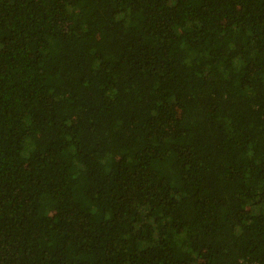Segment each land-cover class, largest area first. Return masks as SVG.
Instances as JSON below:
<instances>
[{"label": "trees", "instance_id": "trees-1", "mask_svg": "<svg viewBox=\"0 0 264 264\" xmlns=\"http://www.w3.org/2000/svg\"><path fill=\"white\" fill-rule=\"evenodd\" d=\"M0 264H264V0H0Z\"/></svg>", "mask_w": 264, "mask_h": 264}]
</instances>
